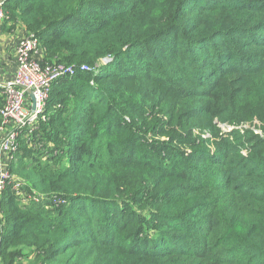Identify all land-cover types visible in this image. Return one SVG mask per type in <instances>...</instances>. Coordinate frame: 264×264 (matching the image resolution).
<instances>
[{
    "label": "trees",
    "instance_id": "16d2710c",
    "mask_svg": "<svg viewBox=\"0 0 264 264\" xmlns=\"http://www.w3.org/2000/svg\"><path fill=\"white\" fill-rule=\"evenodd\" d=\"M4 8L78 72L19 136L0 264H264V139L243 130L264 122V0Z\"/></svg>",
    "mask_w": 264,
    "mask_h": 264
},
{
    "label": "built area",
    "instance_id": "2783aa9c",
    "mask_svg": "<svg viewBox=\"0 0 264 264\" xmlns=\"http://www.w3.org/2000/svg\"><path fill=\"white\" fill-rule=\"evenodd\" d=\"M6 0H0V26L3 25L7 18L4 8ZM16 57V72L12 83H4L0 81V94L5 99V105L1 111L3 120L2 133L4 128L11 129L6 132V138L0 147V162L3 158L10 154L14 155L18 150L19 136L27 127L35 126L40 119H44V109L46 101L52 85L60 77L71 75L75 72L74 69H64L63 67L54 68L51 65H43V56L39 40L35 35H26L22 37L17 45ZM111 61V60H110ZM85 70V67L82 68ZM29 91L33 92L36 108L28 107L30 104L33 107L34 103L29 95ZM15 126V129L13 127ZM0 163V197L5 188L12 180L5 165L1 167ZM8 167V166H7ZM20 188L19 183L15 185V189ZM1 223V222H0Z\"/></svg>",
    "mask_w": 264,
    "mask_h": 264
},
{
    "label": "crops",
    "instance_id": "0c3cea01",
    "mask_svg": "<svg viewBox=\"0 0 264 264\" xmlns=\"http://www.w3.org/2000/svg\"><path fill=\"white\" fill-rule=\"evenodd\" d=\"M22 33L23 30L12 32L5 29L4 25L0 26V81L6 84L12 83L15 78L16 49L24 35ZM30 108L33 107L30 105Z\"/></svg>",
    "mask_w": 264,
    "mask_h": 264
},
{
    "label": "rangeland",
    "instance_id": "374dc122",
    "mask_svg": "<svg viewBox=\"0 0 264 264\" xmlns=\"http://www.w3.org/2000/svg\"><path fill=\"white\" fill-rule=\"evenodd\" d=\"M4 24H7V23H4ZM6 26H7L8 29H10L11 26H12V24H9V23H8ZM17 27H18V28H21V27L18 26V25H17ZM9 31H10V30H9ZM22 34H24L23 37H25L26 35H30L28 32L26 33L25 30H23V33H22ZM41 51H42V53H43V49H41ZM16 57H17V50H16ZM77 69H80V70H81V68H77ZM77 72H78V70H75V72H74L73 74L69 75V76L72 77V76H74ZM27 106L30 107V104H28ZM1 117H2V116H1ZM2 119H3V118H2ZM2 127H3V126H2ZM219 127L221 128V131H222L223 135L229 133L230 131L234 130L233 128H235V127H233V126L222 125V124H220ZM13 129H15V126L13 127ZM245 129H250L252 132H254V135H255V136H260V137H263V139H264V122H261V121H259V120H254V121H252V122H249L248 124H245L244 127H243V130H245ZM1 130H2V129H1ZM10 130H11V129H6V128H4L3 133L6 134V132H8V131H10ZM241 130H242V129H241ZM3 133L0 134V147L2 146V142H3V140L6 138V135H8V133H7L6 135H4ZM201 134H202V135H201ZM194 135H195V137H197V138L204 137V138H207L208 140L212 138L210 132H208V131H205V132H202V133H201L199 130H196V131L194 132ZM209 146H210V148L212 149V151L214 152V150H215V149H214V145L209 144ZM244 154L247 155V151H244ZM1 155H2V153H0V156H1ZM13 156H14V155L10 154V156H9V157H10V160H9V161L6 160V157L3 158V156H2V163L0 162V163H1V167H2L3 165H5L6 168L8 169L7 166L10 164L9 162L11 161V159H12ZM7 162H8V163H7ZM1 197H2V196H1ZM1 197H0V199H1ZM4 227H5V225L2 224V223H0V241H1V238H2V235H1V234H3V229H4ZM26 263L28 264L29 262H26Z\"/></svg>",
    "mask_w": 264,
    "mask_h": 264
},
{
    "label": "water",
    "instance_id": "95a60500",
    "mask_svg": "<svg viewBox=\"0 0 264 264\" xmlns=\"http://www.w3.org/2000/svg\"><path fill=\"white\" fill-rule=\"evenodd\" d=\"M110 60H111V58L105 59V60L103 61V63L106 64V63H108ZM28 93H29V95L31 96V98H32V100H33V103H34V105H33V111H35V108H36V102H35V98H34L33 92H32V91H29Z\"/></svg>",
    "mask_w": 264,
    "mask_h": 264
}]
</instances>
